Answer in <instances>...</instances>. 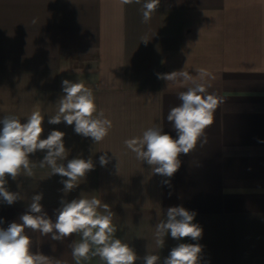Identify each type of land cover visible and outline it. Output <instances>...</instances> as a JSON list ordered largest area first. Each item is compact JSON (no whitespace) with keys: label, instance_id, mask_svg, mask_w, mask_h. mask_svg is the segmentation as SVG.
I'll return each mask as SVG.
<instances>
[{"label":"crops","instance_id":"crops-1","mask_svg":"<svg viewBox=\"0 0 264 264\" xmlns=\"http://www.w3.org/2000/svg\"><path fill=\"white\" fill-rule=\"evenodd\" d=\"M201 68L215 76L209 92L221 101L206 142L179 155L172 177L155 174L124 142L156 124L177 138L167 113L185 89L157 74L195 77ZM65 79L91 89L98 112L112 121L103 141L65 122L48 123ZM35 110L44 116L42 139L52 130L65 133L67 157L57 163L91 159L94 169L64 192L67 177L40 167L46 150L30 154L33 175L7 177V190L20 198L12 205L0 200V227L20 222L37 194L40 215L53 222L62 201L95 196L109 205L114 235L134 249L135 264L148 254L163 264L179 243L202 246L199 264H264V0H160L148 23L140 5L121 0H0V119L23 123ZM105 153L109 163L101 166ZM175 206L195 212L202 236L176 240L169 233L159 248L156 225ZM24 234L50 264H75L70 246L79 234Z\"/></svg>","mask_w":264,"mask_h":264},{"label":"clouds","instance_id":"clouds-1","mask_svg":"<svg viewBox=\"0 0 264 264\" xmlns=\"http://www.w3.org/2000/svg\"><path fill=\"white\" fill-rule=\"evenodd\" d=\"M121 3L140 5L142 22L148 23L160 0H121ZM142 41L147 42L144 39ZM157 76L167 82L179 81V86L185 89L178 93L177 98L181 103L170 108L167 113V121L172 124L177 138L156 124L146 129L141 137L127 139L124 143L136 153L137 159L152 166L155 174L172 177L180 167L179 155L190 153L198 141L206 142V129L213 123L214 113L221 101L215 93L209 92L215 76L207 69H199L195 77L183 70ZM62 91L64 95L59 99L57 113L49 118L48 123L65 122L69 126L74 125L76 134L91 137L96 143L103 141L112 128V121L105 118L102 111L98 112L93 91L83 82L68 79L62 81ZM43 120L44 116L38 110L33 111L23 123L15 116L0 119V200L8 205L14 204L20 197L18 193L7 190V177L16 179L22 171L33 175L34 165L29 156L38 150H46L40 167L47 165L53 174L67 177L61 181L64 192L73 190L78 181L94 169L91 159L73 158L67 160L66 166L58 164V160L67 157L65 133L52 130L47 138L42 139ZM99 163L101 166L109 163L106 153L99 157ZM42 198V194L32 197L28 211L19 217L20 222L13 221L7 228L0 227V264H50L49 257L31 251L30 238L24 234L26 228L38 230L42 234L54 233V240L79 234V242L70 246L75 264L95 256L100 258L102 264H135L139 259L133 248L115 237L113 213L109 205H102L100 199L92 196L62 201V207L58 209L53 222L46 215H40ZM195 215V212L183 206L169 207L166 219L156 225L157 246H164L169 233L176 240H198L203 230L193 223ZM201 252L202 246L198 243H179L164 258L163 264H199ZM160 259L155 254L143 257L144 264H160ZM55 264L62 262L56 260Z\"/></svg>","mask_w":264,"mask_h":264}]
</instances>
